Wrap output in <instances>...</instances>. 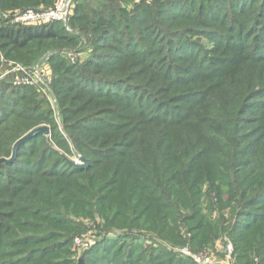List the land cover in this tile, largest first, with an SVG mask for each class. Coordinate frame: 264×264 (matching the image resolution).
Instances as JSON below:
<instances>
[{"label": "rangeland", "instance_id": "obj_1", "mask_svg": "<svg viewBox=\"0 0 264 264\" xmlns=\"http://www.w3.org/2000/svg\"><path fill=\"white\" fill-rule=\"evenodd\" d=\"M56 1L0 0V28ZM55 32L26 51L0 39V264H167L184 247L225 257L227 236L218 252L195 248L190 231L179 244L118 214L137 186L162 195L144 181L162 165L136 142L147 130L175 138L180 162L222 145L229 177L243 168L264 189V0H74ZM35 64L49 90L15 83V65Z\"/></svg>", "mask_w": 264, "mask_h": 264}, {"label": "trees", "instance_id": "obj_2", "mask_svg": "<svg viewBox=\"0 0 264 264\" xmlns=\"http://www.w3.org/2000/svg\"><path fill=\"white\" fill-rule=\"evenodd\" d=\"M27 9L41 8L24 10ZM58 26L65 27V24L53 22L15 26L8 20L0 28V39L6 40L10 47L26 51L33 42L54 39ZM179 123L170 125L177 126ZM155 135L147 130L138 136L136 142L148 144L153 159L162 161L159 178L144 180L161 187L159 192L162 195L153 196L154 193L149 192L148 199L144 197L145 190L137 186V191L131 196L138 190L141 192L134 196L128 209L119 212L121 221L118 225L147 230L163 238H172L179 244L187 243L184 242L183 231H190L192 237L189 241L195 248L214 245L227 236L233 243L235 264H264V189H259L263 180L253 179L252 174H245L243 168H238L236 176L230 178L231 167L226 158L228 152L220 144L210 143L203 151L192 154L191 158L189 152H181L183 162H180L179 152L171 151L175 138H169L167 134L159 139ZM154 139L158 140V144L156 141L153 144ZM159 146H164L163 152L159 151ZM161 155L164 158L159 159ZM192 165L196 166L192 168ZM134 176L139 180L145 177L136 173ZM227 210L233 218L230 224L225 217ZM71 243L69 239L64 246L68 248ZM169 253L166 254L167 264H196L180 254ZM129 260L132 261V256Z\"/></svg>", "mask_w": 264, "mask_h": 264}, {"label": "built area", "instance_id": "obj_3", "mask_svg": "<svg viewBox=\"0 0 264 264\" xmlns=\"http://www.w3.org/2000/svg\"><path fill=\"white\" fill-rule=\"evenodd\" d=\"M74 0H57L52 8L49 9H27L13 14L9 17L10 23L15 26L20 25H41L49 24L53 22L68 23L73 12ZM14 74V80L16 84L38 86L41 90H49V85L52 83V79L47 73L45 67L42 64L36 65L30 69H27L21 65H15L11 72ZM79 247H86V244H81L78 240H75ZM227 247L225 250V261L228 264H233V245L226 239ZM180 254L186 258L193 260L196 264H215L216 261L207 252L196 253L189 247H184L180 251ZM258 259H256L257 261Z\"/></svg>", "mask_w": 264, "mask_h": 264}, {"label": "crops", "instance_id": "obj_4", "mask_svg": "<svg viewBox=\"0 0 264 264\" xmlns=\"http://www.w3.org/2000/svg\"><path fill=\"white\" fill-rule=\"evenodd\" d=\"M218 245L220 246V244L217 242L216 243V246H215V249H216V251H217V249H219V248H217L218 247ZM220 250V249H219ZM218 252V251H217ZM224 253H225V250H224ZM233 264H235V255L233 254ZM255 257H257V256H255ZM225 257H223V258H218V257H215V261H216V263L215 264H228L225 260ZM255 259H258V258H255Z\"/></svg>", "mask_w": 264, "mask_h": 264}, {"label": "water", "instance_id": "obj_5", "mask_svg": "<svg viewBox=\"0 0 264 264\" xmlns=\"http://www.w3.org/2000/svg\"><path fill=\"white\" fill-rule=\"evenodd\" d=\"M42 131H47V130H46V129H45V130H39V131L35 132L34 134H32V135H30V136H27V137L21 139V140L17 143L16 148H17L20 144L26 142L30 137H32V136H34V135H37L38 133H41Z\"/></svg>", "mask_w": 264, "mask_h": 264}]
</instances>
